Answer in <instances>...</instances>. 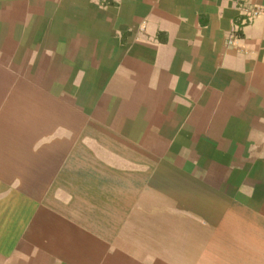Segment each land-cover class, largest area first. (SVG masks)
I'll return each instance as SVG.
<instances>
[{"label": "crops", "instance_id": "obj_1", "mask_svg": "<svg viewBox=\"0 0 264 264\" xmlns=\"http://www.w3.org/2000/svg\"><path fill=\"white\" fill-rule=\"evenodd\" d=\"M0 264H264V0H0Z\"/></svg>", "mask_w": 264, "mask_h": 264}, {"label": "built area", "instance_id": "obj_2", "mask_svg": "<svg viewBox=\"0 0 264 264\" xmlns=\"http://www.w3.org/2000/svg\"><path fill=\"white\" fill-rule=\"evenodd\" d=\"M260 12H261V8H259V7H253L252 9H251V11L249 12V18H251V17H254L255 15H257V14H260Z\"/></svg>", "mask_w": 264, "mask_h": 264}]
</instances>
